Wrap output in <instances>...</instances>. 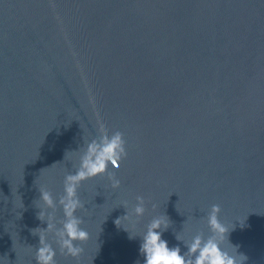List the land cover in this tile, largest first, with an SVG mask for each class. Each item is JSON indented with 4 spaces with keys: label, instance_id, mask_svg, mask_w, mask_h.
Returning <instances> with one entry per match:
<instances>
[{
    "label": "water",
    "instance_id": "obj_1",
    "mask_svg": "<svg viewBox=\"0 0 264 264\" xmlns=\"http://www.w3.org/2000/svg\"><path fill=\"white\" fill-rule=\"evenodd\" d=\"M98 122L123 133L127 155L108 169L121 186L81 184L90 238L57 264H143L117 218L142 235L166 214L172 247L209 234L212 204L229 228L245 223L229 235L245 264H264V0H0L3 264H35L38 189L63 194L77 164L65 153ZM138 195L146 212L130 225Z\"/></svg>",
    "mask_w": 264,
    "mask_h": 264
},
{
    "label": "clouds",
    "instance_id": "obj_2",
    "mask_svg": "<svg viewBox=\"0 0 264 264\" xmlns=\"http://www.w3.org/2000/svg\"><path fill=\"white\" fill-rule=\"evenodd\" d=\"M69 153L77 154V164L75 171L64 176L63 194L54 197L47 187H40L39 198L34 201L39 210L37 219L46 224L44 228L31 230V234L38 237L35 264H57L58 249L73 260L81 255V245L90 238L89 232L82 227L83 219L77 215L78 211L85 208L78 194L82 183L107 174L111 189L118 190L121 186L120 179L108 173V169L119 168L121 160L127 155L122 132H109L102 122H98L97 135L83 139L77 150L67 151L65 156ZM57 208L63 214L60 221L55 215ZM123 208L127 209L123 219L134 225L146 212L145 198L138 195L130 208L126 201ZM220 213L219 204L210 206L206 217L209 229L207 236L197 232L185 239L175 234V239L183 245V250L180 244L170 247L168 240L163 238L164 233L172 226L166 214L154 216L142 235L132 234L128 228L121 226V217L115 220V224L128 234L130 240L139 238V255L143 257V264H245L247 256L239 252V245L230 242L229 235L237 223L241 229L246 225L244 222H236L229 228L221 221ZM49 234L54 243L50 242ZM0 264L3 262L0 261Z\"/></svg>",
    "mask_w": 264,
    "mask_h": 264
}]
</instances>
